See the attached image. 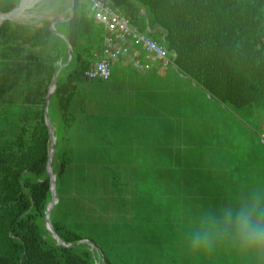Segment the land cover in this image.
I'll use <instances>...</instances> for the list:
<instances>
[{
	"label": "trees",
	"instance_id": "16d2710c",
	"mask_svg": "<svg viewBox=\"0 0 264 264\" xmlns=\"http://www.w3.org/2000/svg\"><path fill=\"white\" fill-rule=\"evenodd\" d=\"M108 1L137 31L165 47L176 73L189 77L207 98L249 123L264 144L260 139L264 0ZM16 7V0H0L2 13ZM61 14L64 19L55 30L72 45L73 55L59 71L48 114L56 136L51 164L57 202L50 222L65 245L57 242L44 222L52 198L47 172L51 139L44 105L52 77L68 60L67 41L50 29L51 18L46 15L33 22L4 20L0 25V264H111L104 250L94 242L97 250L93 249L86 236L89 222L79 210L91 201L72 202L68 167L73 149L64 137L66 130L81 128H74L70 109L77 83L86 79L84 70L101 53L104 26L93 21L88 0H74L73 11L70 6L52 16ZM139 56L150 66L156 64L142 49ZM161 72L158 66L150 68L145 85ZM110 80L111 76L102 81ZM154 83L156 95L166 101L168 84ZM256 126L263 129L261 133ZM212 210L216 217L225 212L218 205ZM218 220L222 226L223 219Z\"/></svg>",
	"mask_w": 264,
	"mask_h": 264
},
{
	"label": "rangeland",
	"instance_id": "374dc122",
	"mask_svg": "<svg viewBox=\"0 0 264 264\" xmlns=\"http://www.w3.org/2000/svg\"><path fill=\"white\" fill-rule=\"evenodd\" d=\"M42 16L18 12L12 20ZM122 63L112 65L109 83H77L70 110L74 128H81L64 134L73 149L72 202L91 201L79 210L89 222L88 239L111 264H260L255 254L237 251L219 225L223 213L216 217L212 210L254 198L264 204L259 133L171 64L158 67L162 72L145 85L142 72ZM161 80L168 84L164 102L154 85ZM136 101L151 104L137 113ZM204 231L215 247H192L190 238Z\"/></svg>",
	"mask_w": 264,
	"mask_h": 264
},
{
	"label": "clouds",
	"instance_id": "9594fccd",
	"mask_svg": "<svg viewBox=\"0 0 264 264\" xmlns=\"http://www.w3.org/2000/svg\"><path fill=\"white\" fill-rule=\"evenodd\" d=\"M21 16L35 18L38 15H55L67 11L71 0H16ZM222 226L241 254H255L264 262V204L258 199L241 202L236 209H227ZM194 248L211 249L217 244L207 231L197 232L190 238Z\"/></svg>",
	"mask_w": 264,
	"mask_h": 264
},
{
	"label": "built area",
	"instance_id": "2783aa9c",
	"mask_svg": "<svg viewBox=\"0 0 264 264\" xmlns=\"http://www.w3.org/2000/svg\"><path fill=\"white\" fill-rule=\"evenodd\" d=\"M88 2L93 21L103 24L104 32L100 55L83 72L86 79H109L112 65L129 55L132 40H134V45H141L145 56L151 62H155L158 67L169 63L165 47L146 34L137 31L126 16L110 6L108 0H88ZM133 63L141 70L146 69L138 59H135ZM260 139L264 141V134L260 135Z\"/></svg>",
	"mask_w": 264,
	"mask_h": 264
},
{
	"label": "water",
	"instance_id": "95a60500",
	"mask_svg": "<svg viewBox=\"0 0 264 264\" xmlns=\"http://www.w3.org/2000/svg\"><path fill=\"white\" fill-rule=\"evenodd\" d=\"M73 7H74V0H71V11H73ZM16 10H17V7L12 9L9 12H4V13L0 12V16H2V20L0 21V25L2 24V22L4 20L12 19ZM59 20H60V18L58 16L52 18V20L50 21L49 27L53 32L57 33L59 36H61L62 38H64L67 41L66 37L62 33L56 32V30L54 28V24ZM67 45H68V60L58 68V70L55 72L54 76L52 77V80L48 86V91H47V95H46V99H45V105H44L45 121H46V124L48 127V134H49V137L51 139L50 154H49V157L47 160V172H48V175L50 176L51 195H52V198H51V200L47 206V209L45 211L44 222H45L46 228L54 235L57 242L60 243L61 245H65V244L60 240V237L58 236V234L56 233V231L54 230V228L50 222V211H51L53 205L57 202V199H56V179H55V175L52 173V164H51L53 154H54L55 149H56V136L53 134L52 129H51V123H50L49 114H48V107H49L51 95L56 88V82H57V77H58L59 71H60L61 67L66 65L71 60L72 55H73L72 45L68 41H67ZM88 242L92 246L93 249L97 250V247L95 246V244L92 241L89 240Z\"/></svg>",
	"mask_w": 264,
	"mask_h": 264
},
{
	"label": "crops",
	"instance_id": "0c3cea01",
	"mask_svg": "<svg viewBox=\"0 0 264 264\" xmlns=\"http://www.w3.org/2000/svg\"><path fill=\"white\" fill-rule=\"evenodd\" d=\"M18 13V12H17ZM16 13V14H17ZM142 13H143V11H142ZM44 16V15H43ZM42 16V17H43ZM58 17L60 18V20L59 21H61V20H63L64 18H63V16H62V14L61 15H58ZM51 18V20H52V18H54L53 16L52 17H50ZM59 21H57L56 23H58ZM56 23L54 24V28L56 29ZM50 26V25H49ZM137 48V44L136 45H134V40H132L131 41V43H130V48H129V55L128 56H126V57H123L120 61H118V62H123L122 64H125V65H132V66H134V60L135 59H138L139 61H140V63H142L143 64V66L146 68V69H140V68H136V67H133V68H129V66H128V68L132 71V70H134L136 73H139V71L140 72H142V74L143 75H146L147 76V72H148V70H150V68L151 69H155L156 67H157V64H154V65H151L150 66V64H148L147 62H146V60L145 59H143L142 58V56H139V53L141 52V48L140 49H136ZM134 49H136L138 52H137V56L134 54ZM148 69V70H147ZM111 76H112V74H111ZM110 87H112V85L110 86ZM136 103V106H134V109L136 110L137 108H138V106H139V108L140 107H142L143 105V107L142 108H146V107H148V106H150V104L151 103H149V102H135ZM140 103H141V105H140ZM137 113H138V109H137ZM260 195H264V193L261 191L260 192ZM257 259V258H256ZM260 264H264V262H262L261 261V263Z\"/></svg>",
	"mask_w": 264,
	"mask_h": 264
},
{
	"label": "bare ground",
	"instance_id": "6f19581e",
	"mask_svg": "<svg viewBox=\"0 0 264 264\" xmlns=\"http://www.w3.org/2000/svg\"><path fill=\"white\" fill-rule=\"evenodd\" d=\"M18 12V10H16L15 14ZM2 20V16H0V21ZM41 30V29H40Z\"/></svg>",
	"mask_w": 264,
	"mask_h": 264
}]
</instances>
